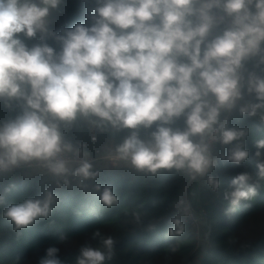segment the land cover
Masks as SVG:
<instances>
[{
  "label": "clouds",
  "instance_id": "1",
  "mask_svg": "<svg viewBox=\"0 0 264 264\" xmlns=\"http://www.w3.org/2000/svg\"><path fill=\"white\" fill-rule=\"evenodd\" d=\"M64 3L0 0V104L19 110L0 124V174L35 161L55 177L94 180L99 172L88 159L70 167L67 153H88L74 149L61 128L84 119L128 131L111 159L140 172L207 176L219 189L220 180L209 175L218 166L214 147L229 146L222 158L237 166L249 158V130L230 126L229 116L264 122V0H91L87 24L57 32L53 15ZM255 147L264 179V139ZM252 179L248 172L232 178L223 192L225 214L258 195L259 179ZM13 187L0 194V205ZM94 190L105 206L118 203L111 186ZM54 199L47 191L11 203L3 217L21 234L51 215ZM171 223L170 236L183 232L179 218ZM93 238L102 248L86 242L76 264L112 258L114 239L99 230ZM59 252L48 246L37 264H66Z\"/></svg>",
  "mask_w": 264,
  "mask_h": 264
},
{
  "label": "trees",
  "instance_id": "2",
  "mask_svg": "<svg viewBox=\"0 0 264 264\" xmlns=\"http://www.w3.org/2000/svg\"><path fill=\"white\" fill-rule=\"evenodd\" d=\"M90 4L91 0H65L62 12L53 15L52 27L60 32L76 23L87 24L86 11ZM35 42L28 41L29 44ZM18 111L15 106L9 110L0 104V124L14 118ZM229 124L249 130L245 140L249 158L239 166L234 165L222 158L229 146H217L214 155L218 156V166L209 175L220 180V188L214 191L205 176L200 179L196 193L198 201L192 196L194 207L205 210L208 215L205 231L210 247L200 264H264V179L258 178L255 156V141L264 139V122L258 117L233 113ZM61 128L65 140L74 149L89 153L95 149L115 151L128 135L127 130L101 129L84 119ZM145 135L142 131L141 136ZM261 152L259 159L264 160V150ZM95 171L99 175L88 181L43 172L1 178L0 194L10 185L14 187L0 205V264H37L51 245L59 248V255L66 264H76L79 249L86 242L102 248L99 238H93L96 230L115 241L112 258L106 264H187L192 260L196 246L193 231L175 210L184 188L193 181L186 172L161 169L153 174L123 167ZM240 172L252 175L250 183L259 179L258 195L251 201L241 202L234 213L225 214L228 201L223 192ZM96 184L101 185V190L111 186L118 203L105 206L100 201V193L94 190ZM47 191L55 198L51 215L37 220L21 234L14 232L11 222L3 217L4 209L26 198L43 197ZM174 218L180 219L183 232L170 236L168 230L174 228L171 223Z\"/></svg>",
  "mask_w": 264,
  "mask_h": 264
},
{
  "label": "built area",
  "instance_id": "3",
  "mask_svg": "<svg viewBox=\"0 0 264 264\" xmlns=\"http://www.w3.org/2000/svg\"><path fill=\"white\" fill-rule=\"evenodd\" d=\"M94 141H96V139H94ZM217 146H219V144L214 147V150ZM220 146L222 147L223 145ZM87 153L88 155L86 157L82 154L77 155L76 153H67L66 157L71 161L70 167H77L81 159H88L93 165V170H115L119 169L124 163V161L113 160L110 158L115 155V151L113 150L104 152L100 149H95L92 153ZM37 172H43L47 175H51L47 169L42 167L38 162L33 161L28 164H22L20 167L13 169L11 172L0 174V179L17 174L31 176ZM192 196L193 193L191 190V184H189L184 188L182 195L175 206V210L178 214H180L182 222L193 231L196 246L191 256H197L199 254H203L205 256L208 248L210 247V242L208 241L205 231L207 228L208 215L205 210H198L194 207Z\"/></svg>",
  "mask_w": 264,
  "mask_h": 264
},
{
  "label": "crops",
  "instance_id": "4",
  "mask_svg": "<svg viewBox=\"0 0 264 264\" xmlns=\"http://www.w3.org/2000/svg\"><path fill=\"white\" fill-rule=\"evenodd\" d=\"M215 152V151H214ZM217 157V160H218V156ZM123 168H133L130 164L124 162L122 164ZM200 179L201 177H197L196 179H194L192 182H191V190H192V193H193V196H194V201L197 202L198 201V195L196 194L198 192V187H199V184H200ZM196 257L195 259H193L194 261H192L194 264L197 263V261H199V263L197 264H200V262L202 261V259L204 258V255L203 254H199L198 256H194ZM193 257V258H194ZM192 262H188V264H193Z\"/></svg>",
  "mask_w": 264,
  "mask_h": 264
},
{
  "label": "rangeland",
  "instance_id": "5",
  "mask_svg": "<svg viewBox=\"0 0 264 264\" xmlns=\"http://www.w3.org/2000/svg\"><path fill=\"white\" fill-rule=\"evenodd\" d=\"M17 178V177H16ZM198 256V255H197ZM196 257H194V258H192V260H190V261H188V262H192V261H194L193 259H195ZM188 262H187V264H188ZM193 263V262H192ZM197 263H199V261H197ZM196 263V264H197ZM194 264V263H193Z\"/></svg>",
  "mask_w": 264,
  "mask_h": 264
}]
</instances>
